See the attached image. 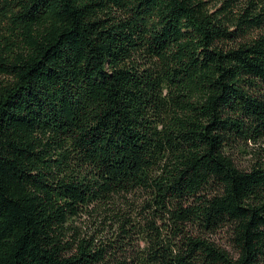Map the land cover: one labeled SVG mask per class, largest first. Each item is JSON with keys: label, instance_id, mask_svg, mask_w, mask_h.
<instances>
[{"label": "trees", "instance_id": "obj_1", "mask_svg": "<svg viewBox=\"0 0 264 264\" xmlns=\"http://www.w3.org/2000/svg\"><path fill=\"white\" fill-rule=\"evenodd\" d=\"M0 264H264V0H0Z\"/></svg>", "mask_w": 264, "mask_h": 264}, {"label": "rangeland", "instance_id": "obj_2", "mask_svg": "<svg viewBox=\"0 0 264 264\" xmlns=\"http://www.w3.org/2000/svg\"><path fill=\"white\" fill-rule=\"evenodd\" d=\"M237 159V163H239V164H241V162H244L243 160H242V158L240 157V156H238V157H236ZM223 246H225L226 248L228 247L229 248V244H228V242L225 240L224 241V239H220V241H219Z\"/></svg>", "mask_w": 264, "mask_h": 264}]
</instances>
